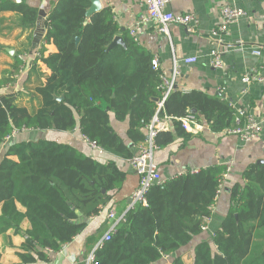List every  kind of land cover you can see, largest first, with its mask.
I'll list each match as a JSON object with an SVG mask.
<instances>
[{
    "label": "trees",
    "instance_id": "trees-1",
    "mask_svg": "<svg viewBox=\"0 0 264 264\" xmlns=\"http://www.w3.org/2000/svg\"><path fill=\"white\" fill-rule=\"evenodd\" d=\"M91 5L92 0H56L44 22L46 45L29 66L24 57L37 51L43 37L35 42L40 8L28 0H0V14L13 12L1 34L20 30L27 40L16 51L10 73L0 78L1 89L28 69L20 88L0 92V152L6 138L21 131L0 158V235L24 238L19 246L9 242L17 264L52 261L112 199L126 176L114 161L101 162L55 139L21 134L79 128L88 141L128 160L146 138L144 129L162 97L163 70L154 68V53L121 29L110 8L88 15ZM5 22L0 17V25ZM119 35L123 44H113ZM48 44L57 51L46 54ZM194 110L217 132L235 126L238 113L220 95L177 87L163 114L186 135L178 118ZM111 114L117 121L128 120L129 143L113 127ZM155 140L163 147L174 134L161 131ZM225 170L216 165L152 185L146 204L125 213L90 264H186L179 251L202 233ZM244 179L231 191L234 204L222 228L211 241L195 246L193 264H264V163L249 166ZM164 255H170L168 262Z\"/></svg>",
    "mask_w": 264,
    "mask_h": 264
},
{
    "label": "crops",
    "instance_id": "crops-1",
    "mask_svg": "<svg viewBox=\"0 0 264 264\" xmlns=\"http://www.w3.org/2000/svg\"><path fill=\"white\" fill-rule=\"evenodd\" d=\"M100 1L102 8L107 7L112 10L114 19L122 30H130L146 13L145 0ZM28 2L40 8L39 30L43 36L47 13L56 0H28ZM226 6L241 8L246 14L237 18L226 31L215 36L213 31L222 24V9ZM168 9L174 13H190L197 22L190 29L172 24L169 27V35L160 32L153 22H149L138 35L139 43L154 53V56L158 55L162 70L168 74L172 71L173 59H178L179 90L185 93L196 90L209 95H220L236 110L245 109L258 116L263 127L259 139L245 142L235 134L212 130L198 115L200 125H193V131L184 128L186 135L175 130L172 119L169 122L167 130H172L174 140L168 145L158 147L155 152V161L163 180L188 172L195 173L216 165L226 166L224 173L227 175L222 174L221 189L219 185L212 214L206 219L202 233L195 236L191 244L179 251L186 264H193L195 246L202 241H211L212 236L222 228L223 221L229 215L234 204L231 197L233 187L246 183L244 172L249 166L264 163V79H254L250 85H245L243 82L246 73L264 77V0H175ZM0 17L6 18V22L0 27L9 26L13 12H4ZM26 41L25 35L20 30L14 32L5 30L3 34L0 32V78L3 74L10 73L15 53ZM8 49H12L13 52L10 53ZM47 49L46 54L57 51L54 44H48ZM256 49H259L261 54H256L254 52ZM214 53H219L221 57V68L213 66ZM187 56H196L197 61L186 64L183 59ZM24 60L31 66L32 51L24 57ZM41 66L45 73H50L45 64L42 63ZM13 88V82L8 83L0 89V92L11 91ZM111 123L124 141L129 143L128 120L117 121L111 114ZM48 133L50 132H43L44 135ZM51 134H48L47 138L67 143L101 162L114 161L126 174L122 187L114 192L112 199L98 214L87 219L82 232L57 251L52 261L37 263L87 264L97 243L110 229L112 221L108 217L109 212L114 210L118 215H123L130 209L131 197L140 184V177L129 165L128 160L99 147H93L79 128L73 131L51 132ZM138 148L139 145L134 147L133 151L137 153ZM82 218L85 219L84 216ZM27 226L28 223L25 224V227ZM10 241L19 246L24 238L19 235L7 237L0 235V264H17L19 261L15 248L9 246Z\"/></svg>",
    "mask_w": 264,
    "mask_h": 264
},
{
    "label": "built area",
    "instance_id": "built-area-1",
    "mask_svg": "<svg viewBox=\"0 0 264 264\" xmlns=\"http://www.w3.org/2000/svg\"><path fill=\"white\" fill-rule=\"evenodd\" d=\"M175 0H145L146 13L142 15L139 21L130 28V33L135 39L139 41L138 35L144 29V25L153 22L157 29L169 35V27L172 24H177L190 29L196 21L194 15L190 13H174L168 9V6ZM246 12L237 7L226 6L222 9L223 22L219 28L213 31V35H219L226 31L228 27L239 17L244 16ZM46 32L44 33L41 41L37 46V51L34 53L33 60L40 56L39 50L43 45H46L44 40ZM256 54H261L259 49L254 51ZM186 64H192L197 61L196 56H187L184 59ZM154 68H161V63L158 55L152 60ZM30 66V64H29ZM213 66L217 68L222 67V60L219 53H214ZM28 71L25 69L21 72V75L16 76V82L13 84L15 89L18 88L19 84L22 82L24 74ZM180 75V65L178 59H173V67L170 74L166 71H162L163 79V93L161 99L157 101V110L151 119L150 123L146 127V138L139 144L138 152L135 153L131 158L128 159L129 165L137 172L140 177V184L138 188L133 192L131 197L130 208L135 207L139 203L146 204V193L149 188L154 184H161L163 178L159 171V166L155 161V152L158 149L156 144V136L159 132L165 131L169 127V122L172 117L167 114H163L165 107V101L177 88V79ZM263 80L262 75H253L251 73H246L243 77V82L245 85H250L254 80ZM183 128L188 131H193L194 126L200 125L198 123L197 115L194 112H188L186 115L178 118ZM24 131V130H23ZM226 133L235 134L240 137L242 141L250 142L261 137L263 127L261 120L255 114L245 110L240 109L235 118V126L226 129ZM21 131H14L10 136L6 138V142L13 140ZM90 142V141H89ZM93 147H98L95 143L90 142ZM227 174L224 173V176ZM220 183V189H221ZM109 219L112 221L108 232L104 234L102 239L97 243V247L101 246L105 240L111 238L112 233L117 228L120 222L125 218V214L118 215L116 211L111 210L108 215ZM95 251V250H94ZM94 251L91 253L87 260V264H90L94 260ZM164 259L167 261L170 259V255H164Z\"/></svg>",
    "mask_w": 264,
    "mask_h": 264
},
{
    "label": "water",
    "instance_id": "water-1",
    "mask_svg": "<svg viewBox=\"0 0 264 264\" xmlns=\"http://www.w3.org/2000/svg\"><path fill=\"white\" fill-rule=\"evenodd\" d=\"M16 2H20V1H22V0H15ZM102 9V5H101V1L100 0H92V5H91V7L88 9V11H87V14L88 15H91V14H93L94 12H96V11H99V10H101ZM39 19H41V15L39 16ZM39 25H41L40 23H38V27H37V29H36V38H35V42H37L38 43V41L40 40V38L42 37L41 35H42V32L39 30L40 29V26ZM113 44H123V38L121 37V36H117L116 38H115V40H114V42H113ZM8 51L10 52V53H12L13 52V50L12 49H8ZM63 97H60V98H58L59 100H61ZM193 112H196L195 110L193 111Z\"/></svg>",
    "mask_w": 264,
    "mask_h": 264
},
{
    "label": "rangeland",
    "instance_id": "rangeland-1",
    "mask_svg": "<svg viewBox=\"0 0 264 264\" xmlns=\"http://www.w3.org/2000/svg\"><path fill=\"white\" fill-rule=\"evenodd\" d=\"M44 29H45V28H44ZM45 32H46V29L44 30V33H45ZM44 33H43V35H44ZM33 57H34V53H33ZM20 85H21V83L19 84V86H20ZM19 86H18V88H20ZM14 89H15V88H13V90H14ZM31 134H32V133L30 132V133H22L21 135H24V136L27 135V136H29V137H30V136H35L36 138H38V137H47L48 134H49V135H52L51 132L48 133V134H46V135H44L43 132H38L37 134H32V135H31ZM7 144H8V143L5 142V144L3 145V150H4V148H6ZM3 150H2V152H0V158H1L2 155H3Z\"/></svg>",
    "mask_w": 264,
    "mask_h": 264
}]
</instances>
